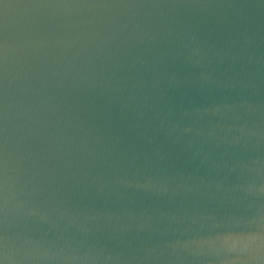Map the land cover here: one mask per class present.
I'll return each mask as SVG.
<instances>
[{
    "label": "water",
    "instance_id": "obj_1",
    "mask_svg": "<svg viewBox=\"0 0 264 264\" xmlns=\"http://www.w3.org/2000/svg\"><path fill=\"white\" fill-rule=\"evenodd\" d=\"M0 264H264V0H0Z\"/></svg>",
    "mask_w": 264,
    "mask_h": 264
}]
</instances>
